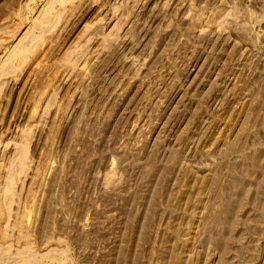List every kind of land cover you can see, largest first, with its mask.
I'll list each match as a JSON object with an SVG mask.
<instances>
[{
    "label": "rangeland",
    "instance_id": "1",
    "mask_svg": "<svg viewBox=\"0 0 264 264\" xmlns=\"http://www.w3.org/2000/svg\"><path fill=\"white\" fill-rule=\"evenodd\" d=\"M0 264H264V0H0Z\"/></svg>",
    "mask_w": 264,
    "mask_h": 264
}]
</instances>
